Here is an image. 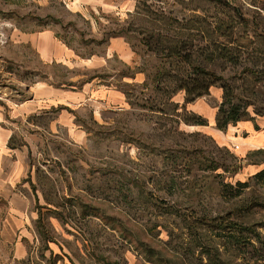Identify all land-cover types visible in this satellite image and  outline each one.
<instances>
[{
    "label": "rangeland",
    "instance_id": "rangeland-1",
    "mask_svg": "<svg viewBox=\"0 0 264 264\" xmlns=\"http://www.w3.org/2000/svg\"><path fill=\"white\" fill-rule=\"evenodd\" d=\"M232 16L235 38L264 44V0H0L5 111L37 103L14 142L32 202L23 264H264V59L198 50L200 27ZM151 37L191 43L217 78L210 95L170 97L195 69ZM114 39L128 59L107 58ZM226 85L246 117L217 131Z\"/></svg>",
    "mask_w": 264,
    "mask_h": 264
},
{
    "label": "trees",
    "instance_id": "trees-1",
    "mask_svg": "<svg viewBox=\"0 0 264 264\" xmlns=\"http://www.w3.org/2000/svg\"><path fill=\"white\" fill-rule=\"evenodd\" d=\"M199 20V18H196ZM207 22L204 20L201 23ZM235 16L228 18L226 21L217 23L214 27L201 28L205 30V34L209 35L210 42L207 43L206 47H199L198 50L201 53L208 54L210 58H218L222 61H227L232 65H237L240 61H244V57H251L253 68H260V61L264 59V44L262 43H241L236 36L235 27ZM183 35V34H180ZM222 38L221 42L213 40ZM143 40V44L149 48L152 52L160 54L165 52L167 58L172 60H177L180 65H187L190 69H195V78H179L175 81V87L170 92L169 96L179 92L184 91L187 98V102H193L204 96L210 95L212 89L217 85L218 81L214 73H211L206 68L194 65L195 52L192 49V44L184 41H173L171 43H163L160 39H155V41ZM153 42V43H152ZM165 44V45H164ZM165 46V47H164ZM162 48V49H160ZM197 50V52H198ZM264 67V65H263ZM255 72L252 71L251 74ZM256 74V73H255ZM170 99V98H169ZM238 96L235 95V90L231 86H224L222 92V103L215 118L216 129L219 131H224L230 124L238 123L246 117V107L239 103ZM242 102V101H240ZM177 111V106H175V113ZM176 118L180 119L178 115ZM180 120L177 121L179 124ZM186 124H193L198 126H206L204 121L198 120L184 121ZM256 181L264 183V171H261L254 176ZM241 188L248 187V184H240ZM234 236V235H233ZM235 243L234 249L239 250L238 246L240 243L237 238H232V242ZM215 264H231L225 262H216Z\"/></svg>",
    "mask_w": 264,
    "mask_h": 264
},
{
    "label": "crops",
    "instance_id": "crops-1",
    "mask_svg": "<svg viewBox=\"0 0 264 264\" xmlns=\"http://www.w3.org/2000/svg\"><path fill=\"white\" fill-rule=\"evenodd\" d=\"M111 46L108 59L115 54L129 58L130 49L124 41L114 39ZM3 103L0 96V264H23L28 257L26 237L32 202L22 191L24 160L14 142L21 120L36 117L37 103L34 99L21 105L9 103L7 112Z\"/></svg>",
    "mask_w": 264,
    "mask_h": 264
}]
</instances>
